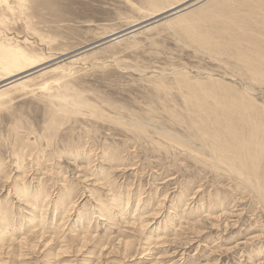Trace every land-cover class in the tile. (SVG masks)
<instances>
[{
    "label": "rangeland",
    "instance_id": "374dc122",
    "mask_svg": "<svg viewBox=\"0 0 264 264\" xmlns=\"http://www.w3.org/2000/svg\"><path fill=\"white\" fill-rule=\"evenodd\" d=\"M153 1L0 0L79 58L0 83V264H264V0Z\"/></svg>",
    "mask_w": 264,
    "mask_h": 264
},
{
    "label": "bare ground",
    "instance_id": "6f19581e",
    "mask_svg": "<svg viewBox=\"0 0 264 264\" xmlns=\"http://www.w3.org/2000/svg\"><path fill=\"white\" fill-rule=\"evenodd\" d=\"M5 1V0H4ZM152 1V0H151ZM163 0H154L153 1V4H150V5H152L154 8H159V7H161L160 5L163 3L162 2ZM167 1H169V3H171V2H173V1H176V0H167ZM202 1H204V0H199L198 2H196V3H193V4H191L190 6H189V8H188V6L187 7H181L182 5H184V3L186 2H183V3H181L180 5H178V6H176L175 8H173V9H176V10H178L177 12H175L174 10V12L171 14L172 15V17H171V19H174V18H177V17H180V16H182V15H187V13H189V11H191V9H192V6L194 7V5L196 4L197 5V3H202ZM213 0H211L210 1V3L212 2ZM188 2V1H187ZM186 2V3H187ZM224 2H227V0H225V1H223V0H219L217 3H218V6H219V4H223ZM190 4V3H189ZM207 4V3H206ZM212 5V4H211ZM210 5V6H211ZM210 6L207 8V10L210 8ZM179 8H181L180 10H179ZM236 8V7H235ZM162 9V8H161ZM261 10L263 9V8H260ZM188 12H187V11ZM255 12H257L258 13V16L260 15V12L259 11H257V9H255L254 10ZM167 12H169V10L167 11ZM167 12H161V14H158V15H162V14H165V13H167ZM174 15V16H173ZM156 16H157V14H156ZM188 16V15H187ZM168 17V16H167ZM186 17V16H185ZM168 19V18H167ZM190 18H188V19H186V18H183V19H177V21H176V25H181L182 24V22H184V23H188L190 20H189ZM222 20H223V17L222 16H220L219 17V21L220 22H222ZM167 22H168V20H167ZM173 22V21H172ZM2 23V22H1ZM254 24H255V22H254ZM201 26V25H200ZM203 27V26H202ZM134 31L135 30H133V31H131L130 33H134ZM7 32V31H6ZM129 34V33H128ZM257 37H259V35H257ZM116 39V38H115ZM58 55V54H57ZM67 55H69L68 53L67 54H61V55H59L58 57H55V58H53V59H51L50 61H48V62H51V61H54V60H57V63H59V65L61 66L62 65V67L64 66V65H69V64H73V63H75V61H78L79 60V58H74V57H76L77 55H75V56H71V55H69L70 57H68ZM79 55V54H78ZM34 59V58H33ZM32 59V56H30L29 54H27V53H25L22 49H20V48H18V47H15V46H12V45H10V44H5V43H3V41H1L0 42V73H1V75H2V78L0 79V83H2V84H4V85H10V83H8L7 81L8 80H12V79H14L15 77H17L18 75L19 76H21V75H24V74H26L28 71H30V70H32V69H34V70H36L35 68L37 67H39V65L41 66V65H43V64H45V63H48V62H45V63H43V64H36L37 62H35L34 60ZM59 67V66H58ZM42 68V67H41ZM27 76V75H26ZM21 80V79H20ZM13 83V82H12ZM5 94H8V92L7 91H4L2 88L0 89V97L1 96H3V95H5ZM3 98V97H2ZM195 98V97H194ZM239 102V101H238ZM242 108H244V107H242ZM232 112V111H231ZM206 113V112H205ZM249 116H251L250 115V113H249V111H248V113H247ZM254 114V113H253ZM208 115V114H207ZM209 118V117H208ZM254 118H255V116H254ZM226 120H228V121H223V122H220L221 124H223L224 126H219V127H217V129H216V131H217V133H221V131H220V128L222 129V130H225V131H227L228 132V134H231V135H236L235 134V132H236V128H234V127H232L231 125H230V121H229V118H225ZM254 121H255V119H254ZM214 124L216 125L217 124V122L215 121L214 122ZM246 137V136H245Z\"/></svg>",
    "mask_w": 264,
    "mask_h": 264
},
{
    "label": "water",
    "instance_id": "95a60500",
    "mask_svg": "<svg viewBox=\"0 0 264 264\" xmlns=\"http://www.w3.org/2000/svg\"><path fill=\"white\" fill-rule=\"evenodd\" d=\"M118 36H121V35H115V36H112V37H110V38H107V39H105V40H102V41H99V42H97V43H95V44H93V45H90V46H88V47H85L83 50H86V49H88V48H90V47H93V46H95V45H98V44H100V43H104V42H106V41H108V40H111V39H114L115 37H118ZM74 54V53H73Z\"/></svg>",
    "mask_w": 264,
    "mask_h": 264
}]
</instances>
